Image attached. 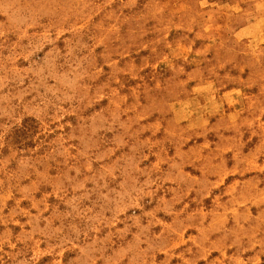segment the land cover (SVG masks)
<instances>
[{
    "label": "rangeland",
    "instance_id": "1",
    "mask_svg": "<svg viewBox=\"0 0 264 264\" xmlns=\"http://www.w3.org/2000/svg\"><path fill=\"white\" fill-rule=\"evenodd\" d=\"M0 264H264V0H0Z\"/></svg>",
    "mask_w": 264,
    "mask_h": 264
}]
</instances>
